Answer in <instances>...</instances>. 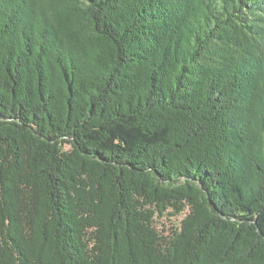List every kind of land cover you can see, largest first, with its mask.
Masks as SVG:
<instances>
[{
    "label": "trees",
    "instance_id": "trees-1",
    "mask_svg": "<svg viewBox=\"0 0 264 264\" xmlns=\"http://www.w3.org/2000/svg\"><path fill=\"white\" fill-rule=\"evenodd\" d=\"M0 264H264V0H0Z\"/></svg>",
    "mask_w": 264,
    "mask_h": 264
},
{
    "label": "rangeland",
    "instance_id": "rangeland-1",
    "mask_svg": "<svg viewBox=\"0 0 264 264\" xmlns=\"http://www.w3.org/2000/svg\"><path fill=\"white\" fill-rule=\"evenodd\" d=\"M185 215L186 212L179 215H173L172 212H167L163 216H159L156 219L155 225L160 231H171L172 229L180 227L181 221Z\"/></svg>",
    "mask_w": 264,
    "mask_h": 264
}]
</instances>
